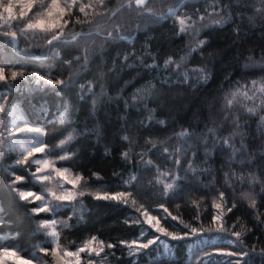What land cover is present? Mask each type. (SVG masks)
Listing matches in <instances>:
<instances>
[{
  "label": "trees",
  "instance_id": "obj_1",
  "mask_svg": "<svg viewBox=\"0 0 264 264\" xmlns=\"http://www.w3.org/2000/svg\"><path fill=\"white\" fill-rule=\"evenodd\" d=\"M257 1L145 0L147 8L164 14L158 18L135 0H104L103 6L97 0H77L65 18L64 42L52 53L43 37L23 33L25 39L19 35L13 47L0 35V67L8 77L0 82L5 128L0 246H14L30 258L49 247L41 221L54 219L60 246L70 244L73 250L93 236L103 241L101 264H230L236 259L264 264V0ZM81 4L93 5L86 7L87 15L79 11ZM19 18L13 23L18 33L25 19ZM221 18L226 22L213 23ZM180 19L205 24L185 32ZM116 24L121 26L118 35L128 39L107 37ZM6 27H0V34ZM169 57L173 62L166 68ZM248 60L262 66L245 68ZM14 70H23V77L12 80ZM194 70L207 73L208 79L199 73L196 81L187 78ZM35 73L65 84H49ZM14 110L22 118L19 126L41 129L27 144L48 146L37 157L81 175L93 191H133L142 201L137 205L158 216L168 231L183 236L195 227L197 234L173 240L154 233L131 201L96 199L95 194L80 197L83 211L66 229L70 208L33 213L37 205L21 200L11 183L23 176L15 187L41 191L32 177L37 165L15 163L21 152L13 142L17 138L9 135L17 118ZM234 131L238 134L230 143L235 153L223 143ZM69 135L71 140L61 146L59 141ZM65 155L67 159L57 158ZM160 174L177 179L167 195L165 184L154 190ZM52 175L53 183H63ZM215 203L223 205L217 221L213 216L221 210ZM154 236L160 239L148 249L130 253L129 243H146ZM241 249L248 256L222 254Z\"/></svg>",
  "mask_w": 264,
  "mask_h": 264
},
{
  "label": "snow or ice",
  "instance_id": "obj_2",
  "mask_svg": "<svg viewBox=\"0 0 264 264\" xmlns=\"http://www.w3.org/2000/svg\"><path fill=\"white\" fill-rule=\"evenodd\" d=\"M97 4L100 6L104 5V0H97ZM76 5V0H8L6 4H0V21H4L5 24H7L9 21H12L14 18L24 17V24L23 28L21 29V32H41L43 33V39L46 41L47 45L49 47L47 48V52L52 53L55 52L56 49L59 47L60 43H63L62 36L64 34V28L69 23L68 20L64 19L65 15L71 11V9ZM135 5L137 7H145L147 13L151 17H158L162 18L163 13L155 12L150 8H147V5L145 3V0H135ZM86 7H93V5H83L81 4L79 7V11L81 13H85ZM19 9L18 16L14 13V9ZM28 13H31V15H28ZM169 15H174L175 12L172 8H169L168 10ZM87 15V13H85ZM143 13L140 14L141 18H143ZM77 22H80L79 18H77ZM226 21L221 18L218 20H214L213 23L215 24H222ZM184 21L181 20V25L183 26ZM120 25L116 24L114 29L112 31H109L107 33V37L109 38H116L119 39H128V37L125 36H119V30ZM181 31H183V27L181 28ZM3 37L9 38L6 40V43H10L11 46L17 47L18 46V32L12 31L11 26H9V30L4 31L2 34ZM27 38V37H26ZM73 39H75V36H73ZM56 42V43H54ZM205 41L201 40L199 44H204ZM199 47V45H197ZM171 57L165 60V67L172 63ZM155 64V62H154ZM154 65H146V67H153ZM24 72L21 71H12L11 72V79L16 80L18 76L23 77ZM34 77H39L42 80L47 81L49 84L54 85H64L65 81L57 78H52L49 76H40L39 73H35ZM203 78L205 80L208 79V74L204 73ZM8 77L5 74V68L0 67V81H6ZM0 111H3V108H0ZM251 111V110H250ZM3 123V122H0ZM15 131L17 133H36L39 134L41 132L40 128H34L31 127L29 124L25 123L23 127L17 126ZM238 132L234 131L229 137L225 138L223 140V143L225 145H229L233 147V151L235 153L234 145H232L230 142L233 140L235 135H237ZM9 135H11V131L9 130ZM183 135V133H182ZM0 137H2V134H0ZM71 140V136L69 135L65 139H62L59 141V144L61 146L65 145L68 141ZM48 146L41 142L39 146H32L30 148H24L20 153V159L15 161L17 164H28L29 158L34 157L37 153H45V150ZM165 151L167 152L168 149L165 148ZM5 155V152L3 150V140L0 138V158H3ZM48 157L52 156V153L49 151L46 154ZM125 157L127 156V153L123 154ZM58 159H67V155L65 156H59ZM143 158V157H141ZM37 165L35 172L32 173V177L34 180L39 181L41 184V191H32V190H25L21 188L15 187L17 182L23 181V176H16L15 179L11 182L13 185V191H16L19 195V198L24 201H28L29 203H34L35 201H40V203L33 207L31 211L33 213L39 214V213H46V212H52L55 213L57 209L64 208V207H72L73 210H75V205L72 204V201H75L77 196H83L84 191H74L64 188V183L72 185V189H76L77 185L80 184V181L83 179V177L79 174L72 176L70 175V170L64 167H57L55 164V161L53 159L45 158V159H35L32 161ZM176 164L179 165L180 161L177 159ZM191 166V164H190ZM55 174V177L59 178V181H62L63 183L56 182L53 183L54 176L52 174ZM93 175H96L95 173ZM227 175V174H226ZM47 182V183H45ZM172 185H166L165 186V195H167V190L171 188ZM44 193H47L48 197H51V200H55L58 203L53 205L50 199H47ZM220 199H224V193L221 192ZM132 196L131 192L127 191H121V192H95V198L96 199H104V200H113L117 202H123L127 204L129 202V197ZM249 199L251 197L249 196ZM132 204H136V200L132 199ZM251 203L255 205V200L251 199ZM161 208H164V205H160ZM214 207L216 209L221 210V215H215L213 216V221L220 220L222 218V212H223V205L220 203H215ZM235 207V205H233ZM136 211L142 212V215L144 216V222L150 226V228L154 229L155 232L162 234L163 236L171 237L173 240H180L184 237L197 234V229L195 227L191 228V233L184 232L183 236L178 235L175 232L168 231L167 228L163 227L160 223V220L151 214H149L148 210L144 208V206L141 204L139 207L136 208ZM165 212H168L167 208H164ZM227 211L231 212L232 209L228 208ZM171 215V213H168ZM71 219V218H69ZM173 220H177L178 217L172 216ZM139 222V221H137ZM56 220H48L44 219L41 221V227H48V226H54L56 225ZM65 226H68L65 224ZM188 225H185V228H187ZM223 228V224L220 226ZM51 237L53 238L54 247L51 249V253L53 257L56 260V264H81V257L80 253L88 252L89 254L95 252L96 255H99L101 251H103L104 248V242L98 241L95 236L91 237V239L87 240L82 247H78L75 251H67V250H61L60 245L58 243V237L59 232L55 227H52V230L50 232ZM232 235L236 236L238 239L241 237L240 232H233ZM160 239L159 236H154L152 239H148L146 243H139L137 241H132L128 244V247L131 252H138L141 249H148L150 245L155 244ZM121 243H126L122 241ZM108 248H112V244L107 245ZM41 251H44L47 253V248H42ZM251 251H255V248H252ZM261 252L264 253V249H261ZM223 255H227L229 257L236 256V257H246L248 256L247 252H244L242 249L238 251H228V252H222ZM6 257H11L13 260L18 261V264H32V259L25 258L23 256H19L17 251L14 248L11 247H0V262L4 261ZM87 264H94L93 260L89 259L87 261ZM230 264H241L240 259H236L234 262L230 261ZM244 264H250V260H245Z\"/></svg>",
  "mask_w": 264,
  "mask_h": 264
},
{
  "label": "rangeland",
  "instance_id": "obj_3",
  "mask_svg": "<svg viewBox=\"0 0 264 264\" xmlns=\"http://www.w3.org/2000/svg\"><path fill=\"white\" fill-rule=\"evenodd\" d=\"M255 2H258L257 0H254ZM8 2V0H6V2L5 3H3V4H6ZM62 3H63V0H62ZM76 3H77V0H76ZM1 4V3H0ZM18 12H19V9L17 8V9H14V13L18 16ZM263 12H264V8H263ZM28 15H31L30 13H28ZM67 15V14H66ZM66 15H65V17H64V19L66 18ZM262 16V15H261ZM20 18H14L12 21H9L7 24H5V22L4 21H0V27L1 26H7L6 28H8L7 30H9V26H11V30L12 31H17L15 28H14V26H13V23L15 22V21H17V20H19ZM181 20H183V19H180L179 21H178V23H179V25H180V28H182L183 27V31H185V32H187L190 28H193V29H196L195 27H197L198 29L200 28V27H202L205 23L203 22V23H201L200 21H196L195 23H192V22H188V21H186V20H183L184 21V24H183V26L181 25ZM201 21H202V19H200ZM22 28H23V26H22ZM21 28V29H22ZM21 29H20V31H19V33H18V38H19V35L21 36V39H25L24 38V36L22 35L24 32H21ZM64 31H65V28H64ZM18 32V31H17ZM25 35H28V36H30V37H38V36H40V37H43V33H41V32H33V31H28V32H26V33H24ZM19 41V40H18ZM3 58H5V57H3ZM260 64H262V63H260V62H254V61H252V60H248V62H247V65H245V68H257V67H261L262 65H260ZM198 73H199V75H200V77L203 79V81L205 80L204 78H203V75H204V73L202 72V71H200V70H198V72L196 71V70H194V71H191L189 74H191V75H186V77L187 78H189V79H192V80H198L199 79V76H198ZM0 82H2V81H0ZM2 112H0V114H1ZM13 116H17V111L16 110H14L13 111ZM22 118L18 115L17 116V118H16V122H14V124H13V128H14V131L11 133V135H12V138H17V139H15L13 142L15 143V147L17 148V150H18V152H21L24 148H28V146H27V144L28 143H31V141H32V139L33 138H37L38 136H40V133L39 134H36V133H23V134H21V133H17L16 131H15V129H16V127L17 126H19V121L21 120ZM0 122H2V119H0ZM3 126V123H0V134H2V137H0V138H2L3 139V141H4V143H5V134L3 133L4 132V130H5V128L4 127H2ZM20 127H23V126H20ZM180 136L181 137H186L184 134L182 135V134H180ZM180 136H177L178 138H180ZM26 140V141H25ZM193 141H195V139H192V142ZM27 142V143H26ZM5 144H3V146H4ZM189 147H192V145H189ZM38 155H41L42 153H37ZM35 159H44V157L42 156H40V157H37L36 156V154H35V156L34 157H30L29 158V164H32L33 162V160H35ZM33 164H35V163H33ZM20 165H22V164H20ZM70 175H72L71 173H70ZM72 176H74V175H72ZM176 178L174 177V176H169V174H160V176L159 177H156V181H154V183H155V185H156V188L154 189V190H158V189H161V187H162V185H164L165 184V186L166 185H172V187H171V189L172 188H174L175 187V185H176ZM134 181V180H133ZM65 188L66 189H69V190H74V191H84V194L86 195V194H88V195H94L95 194V192H97V191H101L102 189H97V191H93V190H91V189H93V187L92 186H90L86 181H84V180H81L80 181V184L79 185H77V187H76V189H72V185H70V184H67V183H65ZM170 189V188H169ZM127 192H131L132 193V196L131 197H129V201H132V199L134 198L135 200H136V204L134 205V208L135 209H133V210H135L136 211V208L137 207H139V205H137V201L139 200V202L141 203L142 201L139 199V197L138 196H136L135 195V193L133 192V191H127ZM102 193V192H101ZM95 196V195H94ZM80 197L81 196H77V198H76V200L75 201H72V204L73 205H75V210H73V208L72 207H65V209H67V208H70V210H71V215H70V217L69 218H71V219H67V220H65V224H67V225H69V220H73V218H75V217H78V216H80L81 215V213H82V211H83V206H82V204L80 203V201H78L79 199H80ZM48 199H50L51 200V197H49ZM113 201V200H112ZM51 202L53 203V205H55V204H57L58 202L57 201H55V200H51ZM40 203V201H35L34 202V204L35 205H38ZM144 204V203H143ZM137 215H139L140 217H142V219H143V222H144V216L142 215V212H138L137 211ZM149 214H151V215H153V216H156V215H154L153 214V212H151V211H149ZM157 218H158V216H156ZM159 219V218H158ZM160 220V219H159ZM74 221V220H73ZM144 224L147 226V227H150L149 225H147L145 222H144ZM52 227L53 226H48V227H40V229H41V231L43 232V233H45L47 236H49V238L47 237L46 238V241H47V245H49V247L47 248V247H42V248H47L48 249V251H47V253L46 252H44V251H41V249H40V252H38V253H36V254H33L31 257H30V259H32V264H56V260H55V258L53 257V255H52V253H51V249H52V247H54L55 245H54V243H53V238L51 237V235H50V232H51V230H52ZM66 227L67 226H65V229H66ZM150 229V228H149ZM150 230H152L154 233H155V231H154V229H150ZM157 233V232H156ZM158 234H160V233H158ZM162 235V234H161ZM163 236V235H162ZM3 240L5 239V238H2ZM87 240H89V239H87ZM86 240V241H87ZM85 241V242H86ZM84 242V243H85ZM84 243L80 246V247H82L83 245H84ZM70 244H67L66 246H65V244H64V246H60V249L61 250H67V251H75L79 246H77V247H75L73 250L72 249H70L68 246H69ZM0 247H11V248H14L16 251H17V253H18V255L19 256H23V255H21V253L18 251V249L16 248V247H14V246H11V245H9V246H7V245H3V246H0ZM103 252H105V249L103 248V251H101L100 253H99V255H96V253L95 252H93V253H91V254H89L88 252H83V253H80V257H81V264H87V261L89 260V259H91V260H93V262H94V264H101V255L103 254ZM24 257V256H23ZM26 258V257H25ZM0 264H18V261H16V260H13V258H11V257H6L5 258V260L4 261H2V262H0Z\"/></svg>",
  "mask_w": 264,
  "mask_h": 264
}]
</instances>
